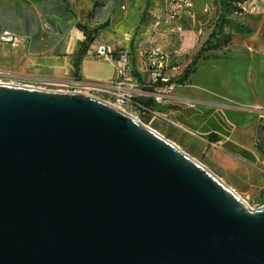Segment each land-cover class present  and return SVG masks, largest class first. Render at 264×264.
<instances>
[{"label": "water", "instance_id": "water-1", "mask_svg": "<svg viewBox=\"0 0 264 264\" xmlns=\"http://www.w3.org/2000/svg\"><path fill=\"white\" fill-rule=\"evenodd\" d=\"M0 264H264V207L97 96L0 83Z\"/></svg>", "mask_w": 264, "mask_h": 264}, {"label": "rangeland", "instance_id": "rangeland-1", "mask_svg": "<svg viewBox=\"0 0 264 264\" xmlns=\"http://www.w3.org/2000/svg\"><path fill=\"white\" fill-rule=\"evenodd\" d=\"M148 2L150 0H0V38L8 31L19 38L16 44L0 41V82L27 85L33 83L29 80L34 78L45 77L58 83L74 79L72 63L76 50L86 39L84 30L94 35L92 41L131 49L137 71L144 70L143 51L147 46L168 51L170 64L187 66L191 57L203 50L212 28L207 24L196 29L194 11L205 13L203 8L208 3L211 6L209 20L215 21L217 3L194 0V8L187 15L183 12L188 10H183L177 23L161 18L163 5L157 7L158 12L152 10L156 17L149 13L150 8L146 16L150 24L145 28L140 20ZM233 18L250 31H234L228 46L214 51L222 58L199 60L195 73L172 93L174 98L157 103L155 113L146 123L197 161L210 166L223 181L220 160L209 154V148L201 147V139L182 123L196 119V115L190 113L194 110L185 114L187 109L199 105L213 107L220 104V99L227 105L237 104L257 114L264 123V0H246L242 13L234 14ZM81 68L83 78L91 82H107L115 70L111 62L85 56ZM61 88L45 87L64 91ZM96 96L102 98L101 94ZM239 96L244 97L243 102L234 101L233 97ZM263 128L257 125L259 133L264 135ZM263 142L264 136L261 144ZM238 195L253 209L264 207V191L254 186L245 187Z\"/></svg>", "mask_w": 264, "mask_h": 264}, {"label": "built area", "instance_id": "built-area-1", "mask_svg": "<svg viewBox=\"0 0 264 264\" xmlns=\"http://www.w3.org/2000/svg\"><path fill=\"white\" fill-rule=\"evenodd\" d=\"M195 6L194 0H164L162 8L163 17L169 21L175 22L183 10H191ZM207 7H205V11ZM161 21V19H160ZM160 22H158L159 26ZM18 36L13 33L4 32L0 41L3 43H17ZM85 58L94 60L99 59L108 63H112L115 67L114 75L107 82H91L83 77L68 81L53 82L47 78H34L29 80L34 84L37 82H53L55 86H75L76 90L80 88H88L91 91L100 89L102 91V99L112 100L113 103L126 105L127 109L133 111V117L139 119L146 124L151 119L152 112V89H151V57L149 46L143 51L144 70L137 71L132 61V52L130 49L117 48L112 44L103 41H93L86 48ZM171 54L166 50L159 49V82H160V99L161 104L166 100H170L172 93L179 88L182 83L177 82L178 76L182 74L186 66L172 65L169 63ZM172 95V96H171ZM152 101V102H149Z\"/></svg>", "mask_w": 264, "mask_h": 264}, {"label": "crops", "instance_id": "crops-1", "mask_svg": "<svg viewBox=\"0 0 264 264\" xmlns=\"http://www.w3.org/2000/svg\"><path fill=\"white\" fill-rule=\"evenodd\" d=\"M150 2L152 4L149 13L154 15L155 13L152 10L158 12L160 9L157 7L164 5V0H150ZM186 13H189V10L183 12L184 15H187ZM147 14L148 11L145 14L143 24L141 23L142 19L140 20V25H144L145 28H148L150 24V21L146 19ZM177 21L174 23H177ZM134 63L135 61H133ZM135 68L138 69V67ZM138 72L140 73V71ZM243 98L233 97L235 102H243ZM189 110H194L190 113L196 115V119L191 121L192 123L185 122L184 124L183 122L182 124L190 132L195 133L197 138L201 139V147L209 148V154L220 160V165H222L224 171V181L231 188L237 190L238 193L244 192L245 187L249 185L254 186L258 191H264V145L261 144V138L264 135L257 130V125L264 126L260 117L255 113L244 110L237 104L227 105L221 99L219 105L213 107L199 105L187 109L185 114ZM211 133H215L217 139L214 143L209 144Z\"/></svg>", "mask_w": 264, "mask_h": 264}, {"label": "trees", "instance_id": "trees-1", "mask_svg": "<svg viewBox=\"0 0 264 264\" xmlns=\"http://www.w3.org/2000/svg\"><path fill=\"white\" fill-rule=\"evenodd\" d=\"M199 2H203L202 0H198ZM212 2L217 3V13L218 16L215 21L209 20V11L211 6L207 3L205 7L207 10L205 11V7L203 8V14L201 12L195 11V28L201 29V26L204 25H212L211 33L209 34L205 44L203 46V50L197 52L194 56L191 57L190 61L186 64L187 66L183 70L182 74L178 76L177 82L185 83L188 80L192 73H195L197 70V62L201 59L209 60V59H219L222 58V55L215 53L216 50H221L228 46L233 37V32L244 33L250 31L249 27L246 25H242L236 22L233 18L234 14L242 13L244 3L246 0H211ZM151 2H148L141 23L145 22V14L148 9L151 7ZM84 34L86 35V39L80 44L79 48L76 50V54L73 60V68H74V78L82 77V68L81 63L84 59L87 46L93 42V34L84 30ZM206 51V52H205ZM149 102H152L149 100ZM149 121V119L147 120ZM264 130V128H263ZM206 132V131H204ZM215 133H211L209 136V144H212L216 141ZM264 145V142H263ZM263 149V148H262ZM264 151V149H263Z\"/></svg>", "mask_w": 264, "mask_h": 264}, {"label": "bare ground", "instance_id": "bare-ground-1", "mask_svg": "<svg viewBox=\"0 0 264 264\" xmlns=\"http://www.w3.org/2000/svg\"><path fill=\"white\" fill-rule=\"evenodd\" d=\"M149 49H150L151 66H152L151 78H150L151 89H152V99H153L152 112H151V115H152L156 111L155 105H157V103H161L160 82H159L160 65H159V51L156 49H151V48H149ZM0 83H3V82H0ZM22 86H31V87L38 86V87H44L45 88L46 86H55V85L53 84V82H46L45 83V81H44V82H37V84L31 83V84L22 85ZM57 87H60V88L62 87L64 89V91H69V92H77V93L82 92V93H86V94H89L92 96H96L98 94L102 95V91L100 89H94L93 91H91L88 88H80V89L76 90L75 86L61 85V86H57ZM103 100L109 102L110 104H114L118 108L124 110L125 112H127L128 114H131L133 116V111L131 109L128 110L126 105H121L120 103H113L112 100H105V99H103ZM145 125H147V124H145Z\"/></svg>", "mask_w": 264, "mask_h": 264}]
</instances>
